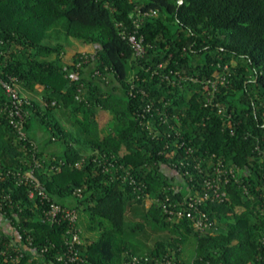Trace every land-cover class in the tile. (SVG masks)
I'll use <instances>...</instances> for the list:
<instances>
[{"label": "trees", "instance_id": "trees-1", "mask_svg": "<svg viewBox=\"0 0 264 264\" xmlns=\"http://www.w3.org/2000/svg\"><path fill=\"white\" fill-rule=\"evenodd\" d=\"M138 8L157 14L137 27ZM71 37L96 50L64 60ZM11 76L28 98L26 137L0 81V215L19 234L0 220V248L24 255L0 250V264L64 251L68 222L41 220L51 201L80 213L88 261L74 264H264V0H0V77ZM217 167L233 171L224 200L202 204L213 226L170 218L163 203L205 190ZM32 168L50 199L19 180Z\"/></svg>", "mask_w": 264, "mask_h": 264}, {"label": "built area", "instance_id": "built-area-1", "mask_svg": "<svg viewBox=\"0 0 264 264\" xmlns=\"http://www.w3.org/2000/svg\"><path fill=\"white\" fill-rule=\"evenodd\" d=\"M147 14H157L156 9L142 10L138 8L137 15L134 16L135 25L138 27L143 21V15ZM129 41L131 42L134 50L137 54H143L145 51V46L143 43V34L140 36L137 35V32H130L128 35ZM228 65H225L227 68ZM216 78L209 79L214 86H216L217 81H225V74L219 70L215 71ZM0 81L6 88V91L9 93L11 101L8 109V116L11 124L18 130L20 137H26L25 130V119L26 112L24 110V104L28 102L26 94L22 93L19 83L16 77H10L9 79H2ZM83 161L80 160L77 164H81ZM35 168H32L30 171H19V180L26 182L30 185L28 195L34 197L39 194L42 199H50V196L43 186L41 180L35 175ZM232 169H222L217 167L216 173L212 174L208 169H206L205 182L207 188L205 190L196 189L193 192H189L182 199L173 203V206H170L172 202H164V207L169 213L170 218H180L185 215L191 218L193 224L196 228L200 230H206L207 228L213 226L214 221L211 220L207 210L202 206L205 200L219 199L224 200L227 195V191L221 188V181H228V176L223 177V173L232 172ZM158 200L159 198H149V200ZM80 218V213L77 208L71 206H65L56 201H51L49 206H44L41 212L42 222L50 224H60L64 221H67L69 226L65 234V244L66 248L64 251H61L57 254L56 259H39L34 255L30 258L28 264H74L76 262H86L87 258L81 253L80 243L82 242L81 231L82 228L79 226L78 221ZM32 239L30 238V242ZM13 250L16 251L15 254H8L7 248H0V250L12 256V258L19 259L24 255L21 247L17 246L15 243H11ZM148 256H145V259H148ZM165 264H179L176 261L175 255L165 256ZM123 264H142L141 257L137 254L132 255L131 258L125 260Z\"/></svg>", "mask_w": 264, "mask_h": 264}, {"label": "rangeland", "instance_id": "rangeland-1", "mask_svg": "<svg viewBox=\"0 0 264 264\" xmlns=\"http://www.w3.org/2000/svg\"><path fill=\"white\" fill-rule=\"evenodd\" d=\"M71 39H72L71 41L67 42L66 51L63 55V58L66 61H71L76 51H95L96 50V47L93 43H83L81 40H79L76 37H71ZM110 116H111V113L108 110H102L100 113L97 114L99 124L101 126L104 125ZM171 172H173V170ZM147 203L149 204L150 200H148ZM0 220L2 222L4 229L8 230L11 224H9V222L6 221L2 217H0ZM152 241L153 239L151 240V242Z\"/></svg>", "mask_w": 264, "mask_h": 264}, {"label": "crops", "instance_id": "crops-1", "mask_svg": "<svg viewBox=\"0 0 264 264\" xmlns=\"http://www.w3.org/2000/svg\"><path fill=\"white\" fill-rule=\"evenodd\" d=\"M37 96L38 97H42L41 95H39V94H37ZM41 133V132H40ZM0 217H2L1 215H0ZM3 218V217H2ZM10 224V223H9ZM9 231H13L14 232V235H15V237L17 238V239H19V234H18V232H17V230L16 229H14L13 228V226L11 225L10 227H9V229H8Z\"/></svg>", "mask_w": 264, "mask_h": 264}, {"label": "water", "instance_id": "water-1", "mask_svg": "<svg viewBox=\"0 0 264 264\" xmlns=\"http://www.w3.org/2000/svg\"><path fill=\"white\" fill-rule=\"evenodd\" d=\"M180 1H182V0H180Z\"/></svg>", "mask_w": 264, "mask_h": 264}]
</instances>
